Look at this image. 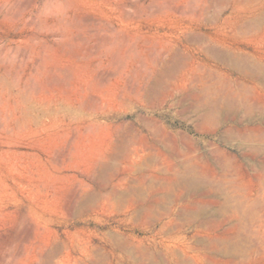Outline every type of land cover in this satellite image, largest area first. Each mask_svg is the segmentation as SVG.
<instances>
[{"label": "rangeland", "instance_id": "374dc122", "mask_svg": "<svg viewBox=\"0 0 264 264\" xmlns=\"http://www.w3.org/2000/svg\"><path fill=\"white\" fill-rule=\"evenodd\" d=\"M0 264H264V0H0Z\"/></svg>", "mask_w": 264, "mask_h": 264}, {"label": "bare ground", "instance_id": "6f19581e", "mask_svg": "<svg viewBox=\"0 0 264 264\" xmlns=\"http://www.w3.org/2000/svg\"><path fill=\"white\" fill-rule=\"evenodd\" d=\"M160 128V127H159ZM158 128V129H159ZM155 131H158L157 130V128L155 127ZM160 131V130H159ZM140 149V148H139ZM155 149L157 150V148L155 147ZM136 155H138V153H135ZM228 207V206H227ZM229 208V207H228ZM232 209H230V211H231ZM232 212L233 213H231L232 214V217H230V218H234L235 220H236V223L233 225V227H232V229L234 228V230H235V228H236V230H237V227H238V229H239V227L242 225L241 223L244 221V219L247 217L248 219L249 218H251V217H253V206H249V205H247V204H244V203H242V204H237V205H234V210H232ZM238 212H241L242 213V215H243V218H244V216H245V218L242 220L241 219V216L238 214ZM228 214V213H227ZM229 216H231L230 214H229ZM228 215H227V217H229ZM244 225V224H243ZM243 227V226H242ZM242 230V229H241ZM240 230V231H241ZM236 232H238V231H236Z\"/></svg>", "mask_w": 264, "mask_h": 264}]
</instances>
